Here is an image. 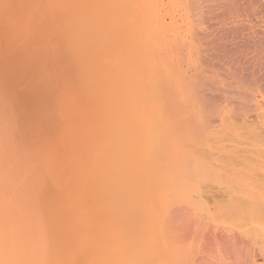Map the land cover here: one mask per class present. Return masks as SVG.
Returning a JSON list of instances; mask_svg holds the SVG:
<instances>
[{"label": "rangeland", "instance_id": "rangeland-1", "mask_svg": "<svg viewBox=\"0 0 264 264\" xmlns=\"http://www.w3.org/2000/svg\"><path fill=\"white\" fill-rule=\"evenodd\" d=\"M103 1L105 2V0ZM109 1L111 2V0ZM109 1L107 2L106 0L107 3H109ZM115 1L121 4V6L117 4V7L121 9L119 12H117L119 9L116 7L114 8L115 10L112 9V3H115L114 0H112V3H109V5L112 6L111 10L116 11L118 14L121 13V15H125L124 17L122 16L123 19H121L123 22L120 20L121 15L117 16L119 17V21L114 20L116 16L114 17L113 15L116 12L113 13L110 10L109 13L113 15H105L103 12H100L103 9V5L106 4V2H103L104 4H102V7H99L101 9L99 14L102 17H97L100 24L101 22L104 23L100 25L102 34L105 33L104 30L109 27V25L116 28L117 26H121L124 20H129L128 22H131L130 19L132 20L134 18L132 16L133 18L130 17L128 20L124 19L128 17V14L125 10H122L124 8H121L123 0H119L121 3H119L118 0ZM164 1L166 2V0ZM179 1L177 0L178 4L176 3V8L173 7L171 10L168 9V6L164 12L167 13V11L170 10L173 13L168 11L170 13L165 15L163 14L164 9L161 11V6H159L160 8L158 7L162 15H164L163 24H166L165 26L162 24L160 30L157 28L158 31L156 29L154 30V28H152L153 26L151 27L152 29L149 30L147 27H143V29L148 30L146 33L147 36L142 32L143 36H145L144 39L147 40L146 42H152L154 40L156 43L165 41L164 43H155V45L154 42H148L147 44L144 40L142 41V39H139V41L135 39L142 38L143 36L133 38L139 42L142 47L145 46L143 47L144 49H146L148 45H151L152 48L155 47L158 52L159 50L162 52L163 49L164 53L162 52L161 54H165V56L169 54V56L166 57V62L169 58V64L167 62L168 65L172 62L174 64L178 63L176 64L178 65L177 67L174 65L173 71L176 68L177 71L175 72L179 76L173 78L172 76H174L175 73L167 68L169 73H173H170L172 76L169 78L168 76L170 74L168 71L165 70L167 71L166 74L165 71H163L168 65L166 67L164 65V69H161V65L166 63L162 58L161 61L159 57L161 65L160 62H158V67L160 66L159 68L161 70L159 68L160 71L156 69L158 73L155 70V74L151 71L150 75L154 74L152 75L153 80L155 79L154 82L158 81L160 83L159 80L164 79L162 76L160 77V75L164 72L166 77L163 75L165 79L161 81V85L158 82H152L151 76L149 74L150 77L146 75L151 81L147 79L144 80V82L149 81V83H145H148V86L151 84V89L153 87H155V89H150L151 93L148 91L147 94V90L143 87L145 84L141 82V86L143 87V89L141 88L143 91H141L144 92L143 95H146V97L141 94L143 97L138 98L140 94L137 96L136 92L138 93L140 88L134 86L135 84H128L130 85L128 88L126 86L128 91H124V94L123 91L117 93V100L114 102H112V100L109 101V122L96 126L97 121L99 122L97 117L101 120V118H103L102 113L105 111H103L104 104H106L104 98H106L108 94L106 89L109 90V88L114 85L112 83L116 79L117 82L118 80H128L127 82H130L133 78L128 74L130 71L129 68L133 67V70H135L133 72H137L138 70L142 72L144 66L140 68L139 65L145 64L147 65L145 68L148 67L147 69H149L148 65H151L152 62L149 61V63L151 62L150 64L144 62L147 61L150 56H148L143 63L139 62L141 64H135L137 66L131 65V67H129L130 64H128L129 68H126L128 73L122 72L121 75L123 76H121L120 79L115 77V80H112L111 77H113V72L111 76L103 72L104 74L100 73L99 75L103 74L104 77L103 75L98 77V71L100 72L103 68L108 67L107 65L109 63H106V60L108 61L106 57L111 56L109 53H112L113 50L111 48L110 50L112 51H108L110 48L109 45H106V50L103 48L105 46H102V43H100L101 47L99 46V48L105 49L108 53H104L103 49H99L98 51H101L102 54H100L101 52L98 54L96 51L98 56L96 55V57L93 58L96 54L94 51L96 50L94 48L95 41L91 35L90 37L93 39L92 42H94L92 43L91 39H88L91 43L89 42L87 44L86 35H88L87 31L89 32L91 27L89 24V17H87L88 14L85 15L86 13H83L82 8H80V0H77V2H75V0H0V90H3L0 91V173H3V176H0V178L1 180H7V182L5 180L0 187V196L4 195L3 199L7 198H5V196H13L9 199L7 198L9 201L10 199L16 198L14 210L16 212L19 236L24 233H29L28 227L30 218L35 210L34 204L36 201H41L35 196V190L40 189L41 191L39 192H41L42 196L44 185L46 186V184L51 181L50 179V181L47 182L48 175L46 173L48 165L57 166L58 164L60 166L62 164L59 163L62 162L68 163L70 167L71 165H69V163H73V170L71 167L69 168L71 171L66 169L71 173L64 171L66 172L64 173L65 176L70 174L72 177L70 176V178L66 179L64 174L63 176L61 175V177L58 175L59 180H61L62 177L65 178V180H63L64 182L61 181V184H65L63 187L66 190L74 188V185L78 182L77 180H83L82 182L85 183L84 187L90 184V187L93 185L94 187H92L95 188V185H98L99 187L97 186L95 189V191L97 190L96 192L92 188V190H90V188H85V193L87 195L85 197L86 201L83 200L86 202H83V207H88V205L91 204V199L97 198V201L95 199L96 205L98 202V205L107 206V208L110 206L107 209V211H110L108 212L110 214L109 216L107 214L108 218L106 216V218H104V216L102 217L103 213L101 212L105 211H101L103 207L100 206L101 208H98L99 206H97L95 210L97 214L94 213V210L91 211V209L88 208L89 212L85 213L86 211H84L86 214L84 215L82 213L83 208L78 210L76 203L71 200L69 201L70 195H67V197H69L66 199L64 193L63 214L65 215L67 209L69 212V215H65L66 220H68L65 221V226H68L66 228L72 232L75 239L73 240L74 242L77 243L80 241L78 242L80 244L82 240L85 239V241L89 240L87 242L89 243L92 242L96 234L89 237L88 229L92 228L93 224H95L94 226L100 224L102 227V220L104 221L105 219L107 223L108 219L107 225L108 227L110 226L111 235H109L111 237L108 236L105 238L107 235L104 236V234L96 236L99 238V240L97 238V247L101 249L109 248L110 246L111 248L114 247V252L118 255L115 257H113V255V259L111 257L110 260L106 259V262L104 261L102 263L264 264V0H252L253 2L251 1L247 7L245 4L248 3V1L250 2V0H247L246 3L244 2L245 0H243V2L241 1L242 4L245 3L244 5L239 3L240 1L234 3H239V7L238 5L233 6L232 3L231 6L235 7L231 10L232 12H230L229 8L226 9V7H228L227 5L224 6L227 11L224 10L223 7L222 9L220 7V10H217H224L227 14H225L224 11H222V13L225 15L218 12V15L220 13L219 17L213 13V15L210 13V17L209 13L202 14L203 9L199 12L201 6H198L202 4H199L197 7L195 5H197L196 3H201L202 0L201 2L200 0H198L199 2L195 1L196 3L193 0L189 1L190 3L193 2V5L195 4V7L193 6L194 10L195 8H197V10L199 9L198 11L196 10L197 12L193 11L196 12V15L201 14L207 16L205 17L206 19L204 18V21L209 20L208 17L210 18L209 22L214 19V22L212 21L214 24L210 22L212 25L208 24L206 21L207 24L204 23L202 21L203 16L201 15L198 16H200V18L202 17V19H199L197 16L198 20L196 15L192 12L193 9L187 8L186 10L184 7L186 2L183 3V0ZM208 3L211 2L208 1ZM82 5L83 4H81V6ZM190 5L187 3L186 7ZM231 6L229 7L232 8ZM79 8L80 10H78ZM184 8L185 12L191 11L194 15H190L192 13L189 14L188 12V14H184ZM109 9L110 8L107 9V12ZM72 10L75 12H72ZM234 10L235 12L233 13ZM237 10L238 12L236 13ZM228 12L230 13L229 15ZM172 15L173 17H171ZM187 15L190 16L188 17ZM138 16L137 14L134 19ZM191 16H194L193 18L195 19L192 22L190 21L192 18ZM211 16L214 18L212 19ZM107 18L108 22L105 23L104 20L107 21ZM138 18L135 22H133V19L131 24H136ZM184 18H187L186 20L189 21V25L185 24L187 21ZM200 20V25H197L196 22H200ZM169 21L170 23H168ZM85 22H87V24H84ZM193 22L194 24H192ZM241 22L243 23L242 25ZM126 23L123 25H126ZM128 24L130 23H127V25ZM170 24L176 26V28L172 30V25ZM190 25H192V28ZM186 26H188V28ZM85 27L89 30L85 31ZM125 27L126 26H123V28ZM102 28H104L103 31ZM117 28L119 29V27ZM189 28L190 30L193 29V31H190ZM150 30L153 32H151L152 35L150 34ZM160 31L163 34H160ZM200 31L202 32L200 33ZM101 32L99 33V37ZM148 33L151 37H148ZM106 34L107 33H105V36ZM157 34L160 36L157 37ZM173 34L174 36H172ZM177 34L178 36H176ZM105 36L102 40L100 38L101 42L107 37ZM116 36V39H119V35ZM152 36L156 39L154 37L152 38ZM159 37L160 39H158ZM108 38L110 37H107V39ZM118 41H121V39ZM132 41L130 39V42H128L132 43ZM136 41L133 42L137 43ZM114 42H116V40ZM119 43L118 46H121ZM89 44H93L94 46L91 47ZM153 44L155 46H152ZM75 45L77 46L76 48ZM116 45L117 42L114 48L117 47ZM87 46L91 47V49L89 48L91 51ZM151 47H149L150 50ZM92 48H94V50H92ZM155 48L153 51H155ZM116 49L114 50L117 54ZM149 49L147 48V50ZM82 51H85L84 54ZM87 51L88 53H86ZM153 51L151 50L150 55L152 54L154 56L156 55L154 54L156 51ZM90 52L93 56L89 59L88 57L91 55ZM170 52L173 53L174 57H171L172 53ZM175 53L179 56L175 55ZM180 54L182 55L180 56ZM78 55L81 56L79 57ZM84 55L87 56L86 60L89 63L87 61H84L85 63L83 62V60H85ZM82 56L83 60H81ZM112 56L114 57V55ZM158 56L160 55L158 54ZM165 56L163 55L164 59ZM98 57L101 58V61ZM178 57H180L179 60ZM78 58H80V60H78ZM150 58L149 60H151ZM155 58H152V60L154 59L153 62L156 61ZM170 58H172V60ZM93 59L95 61L98 60V62H96L97 66L100 65H98V63H106L103 64L106 66H95V61ZM89 60H91V63ZM111 60L115 61V59L113 60L112 58ZM170 60L172 62H170ZM77 61H81L82 64H78ZM115 63L110 65L116 66ZM154 63V67H156L158 63ZM88 64H92L91 66L93 69L98 68L96 70L97 73L94 72L95 70H92ZM124 64L125 63H123V65ZM153 64L150 68L153 67ZM170 66L172 68V65ZM135 67L138 69L136 68V70ZM115 68L116 67H114V69ZM177 68H179L180 71ZM88 69H90V71ZM116 69L115 71H118ZM140 69H142V71ZM83 70L84 73L82 74ZM145 70L146 69H144V71ZM197 70L199 75H197ZM119 71L121 72V70ZM144 71L143 73H148L150 70ZM78 72L80 76H78ZM179 73L182 75L180 76ZM202 73L203 75H201ZM95 74L97 75L94 76ZM155 75L157 77L159 76V79L157 77L155 78ZM195 77L198 78L195 79ZM108 80L111 82L109 81L108 83ZM199 80L201 83H197ZM133 81L134 79L132 82ZM192 81L196 84V87L192 85L194 91H192V88L187 89V85L191 87L189 84H193ZM170 83L172 85H170L172 88L171 90L169 89ZM163 86L165 87L163 88ZM134 87L139 90L136 91L137 89ZM130 88L131 91H129ZM157 89H160L161 93ZM167 89L169 92L172 91V94L175 93L176 98L174 94L171 95L168 91L167 93ZM154 91L157 95H153ZM167 96H174V98L171 100L172 98ZM179 97L180 99L178 100ZM144 98L146 99L144 100ZM153 98L156 99L153 100ZM166 98H170L167 99L168 102H166ZM125 99L126 101L131 100V102L135 100L139 101L140 99L144 100L141 110L140 107L138 109V112L143 111L142 115L144 114V117L140 113L141 116H139L137 110L136 114L139 119L143 117V120H146L145 122H147V124H140V121L143 122V120H138V124L137 122L134 124H130V122L129 124L115 123L118 116L117 114L121 111L122 107L117 108L118 106H116L115 108L114 103L117 101L122 103ZM175 99L179 102H176ZM164 100L165 103L162 105ZM182 100H184V102H182ZM247 101H249V103ZM101 102L103 106H100ZM177 103H180L181 106ZM250 103L251 105L249 108L247 105ZM123 104L124 103H122V105ZM174 104L178 105V109L177 106L176 108L174 107ZM183 106L185 111L188 109L187 112H182L181 109H183ZM152 109H154L152 111L154 113L150 111ZM144 110L146 111V115ZM177 110L188 117H184V115L181 112H177ZM150 112L151 114H149ZM173 112H177V116L176 114L174 115ZM147 113L151 117H149ZM161 114L162 116L160 117ZM153 115L158 117L153 119ZM133 117L131 119L132 122L134 119H138L137 117L133 119ZM177 117L181 118L178 119ZM182 117L184 120L188 118V121H184ZM85 120L91 123L89 124L87 121L85 123ZM181 120H183L182 122H184V124L181 123ZM95 128H97V135L99 134V139L97 137L99 140L97 141V145L99 147L97 148L96 146L97 149L93 152L95 147L91 146L93 148L90 149L89 146L91 144H89V142L92 140L91 138L94 139V134H92L94 132L90 131ZM89 132L91 134H89ZM107 133L110 135L106 138L105 134ZM93 141L94 140L91 142ZM85 144H89V146ZM83 145L86 147L88 146L91 151L83 147L85 149L84 152L82 148ZM80 147V151H83L82 153L84 155L87 153L90 155L91 152H93L94 154L92 153V157L94 160L93 158L91 159V157L88 160V155L82 156L79 151ZM68 148H71V150L74 149L73 153L77 154L78 152L77 155L80 154L81 156L77 157V155L75 156L73 154L68 156L69 154L67 153H72ZM86 150H89V152ZM111 152V156L103 155ZM99 153L102 154L104 157L103 159L110 158L109 160L112 161L111 163L115 164H112V166L110 163L111 167L108 166L109 164H104L106 170L103 167V163H101L102 156ZM113 155H116V158ZM68 157L71 162H69ZM111 157L114 158L112 159ZM86 158L90 163L89 166L94 167V173L90 168L88 170L87 167V171L82 168L81 171L80 168H78L82 167L83 163L86 162L83 166V168H85L88 163V161H85ZM76 159H78V161H76ZM95 161L97 164H102V166H100L102 170L99 171V167H97ZM92 164L96 165V167ZM65 167L67 166L65 165ZM56 168L61 169V167ZM74 170H78L74 173L79 172L81 176L84 175L83 171L85 174L87 173V176L84 175L85 180L82 179L83 177L75 179L76 175H72V171ZM90 171L92 175H89V177L88 174H91L89 173ZM97 172L101 177L98 176ZM55 173L57 174L56 171ZM59 173L60 172H58V174ZM94 174L97 175L95 177H98L97 179L99 181H96V179L92 177ZM106 174L108 178L110 177L109 182L112 183L115 181V188L109 186L110 183L107 181L108 178ZM4 175L6 178H4ZM56 176L55 179L57 180ZM103 176H106L107 179ZM2 177L4 179H2ZM91 177L95 181L91 179ZM106 181L109 183V191H107L108 186ZM94 182L97 183L94 185ZM83 183H79V187H77L78 190L80 187H83L81 186ZM116 183L117 185L115 186ZM71 185H73V187ZM68 186L71 187L69 188ZM111 186H113V184H111ZM148 186L152 189L156 186L158 188L162 187V189L160 188L162 195L161 192H159L160 190H156L157 193L155 192V194L153 192H151L153 193L152 195L148 194L146 190H149L150 187ZM167 188L169 189L167 190ZM75 190L76 189L72 191ZM88 190L91 191L90 193L94 192L91 194V198L90 193L88 194ZM144 190L147 192H144ZM82 192H80V194ZM109 192L110 195H108ZM95 193L99 195L95 196ZM81 195H83V193ZM93 195L95 196L94 198ZM143 195H148V198ZM160 195L163 196L162 199H160ZM155 196L159 197L160 201L158 202L160 205L158 203H153L154 205H159V207H155L156 205L151 206V204H153L151 202L148 205L149 201L156 198ZM71 199L73 200L74 198ZM143 201L146 202V204ZM65 204H68L67 208ZM140 204L143 211H141L142 208ZM69 206L72 207L69 208ZM145 207L147 209L149 207V209L147 210ZM11 208L12 207H10V209ZM95 208L93 204V209ZM144 210L146 211L144 212ZM107 211L105 213H107ZM169 212L172 213L170 214ZM105 213L103 215H106ZM111 214H113V216H111ZM177 214H179V216ZM12 221L15 224L14 217ZM106 223L104 224L105 226H107ZM220 235L224 238L222 239ZM11 264H13V260H11Z\"/></svg>", "mask_w": 264, "mask_h": 264}, {"label": "bare ground", "instance_id": "bare-ground-1", "mask_svg": "<svg viewBox=\"0 0 264 264\" xmlns=\"http://www.w3.org/2000/svg\"><path fill=\"white\" fill-rule=\"evenodd\" d=\"M65 1H68V0H65ZM74 1V0H73ZM101 1H103V0H80V8H82V12L83 13H86L85 15H87V17H89V24H90V30L89 29H87L86 27H87V25H86V30L85 31H87V30H89V32L87 31V34L89 35H86V39H87V41H88V39H91V35H92V38L94 39V41H95V49L96 50H94V48H92V50H94L95 52L97 51L98 52V54L101 52V51H98L100 48H99V46H100V43H102V46H105V47H103V48H105L106 50H107V48H106V45H109L110 46V48L108 49V51L112 48V50L114 51V54H113V51L112 50H110V51H112V53L110 52L109 53V55L111 54V56L112 55H114V57L112 56H107L106 58L108 59V61H110V62H108L105 58V60H106V63H109L107 66L109 67V65L110 64H114L115 62H117V63H115L116 64V66H114V65H110V69L107 67V68H103V70L102 71H98V73L96 72V70L98 69V68H94L93 69V67L90 65V64H88V66L90 65V68L92 69V70H95L94 72H96L97 74H98V77L100 76H102L104 73L103 72H105V74H107V75H109V76H111V74H112V72H113V77H111L112 78V80H115V77L117 78H119L120 79V77L121 76H123V75H121L122 74V72H126V73H128L127 71V67H128V64H130L129 65V67H131V65L132 66H137V65H135V64H141V63H139V62H144L145 60H146V58H148V56H150L149 58L151 59V60H149V58H148V60L147 61H145L144 63H146L147 64V62L149 63V61H151L150 63H151V65H148L149 66V69H147L148 67H146L145 68V66H147V65H139L140 66V68H142V66H144V68H143V71H144V69H146V70H150L148 73L146 72V70L144 71V72H146V73H143V71H142V69H140L142 72H139V70L137 71V72H133V71H135V70H133V67L132 68H129V76L130 77H132L133 79H134V81L132 82V80H130V82H127L128 80H121V81H119L118 80V82L116 81H114L112 84H114L111 88H109V90H107L106 89V91H108L107 93V97L106 98H104L105 99V102H106V104H104V107H103V113H102V115H103V118H101V120H100V118L99 117H97V119L99 120V122L97 121V124H96V126H99V124L101 125H103L105 122H109V117H108V113H109V111H110V106H109V101H111L112 100V102H114V101H116L117 100V98H118V94L117 93H120V92H122L123 91V94L125 93L124 91H128L127 90V88H128V86H130V85H134V86H137V88H140V91L139 92H142L143 90V87H144V89H146V90H144V91H146L147 92V94H148V91L151 93V90L154 88L155 89V87H153V84L156 82H154V80H153V77H152V75H154L155 73H154V71L156 70V69H158L159 67H158V65H159V63L158 62H160V60H161V58H162V60H164L165 61V63L166 64H163V65H161V62H160V65L162 66L161 67V69L163 68L164 69V65H165V67L169 64V62H168V59H167V62H168V64H167V62H166V57H168L169 56V54L167 55V56H165V54H161L164 50L162 49V52L159 50V52L158 51H156V48H155V51H156V53H154V54H156V55H150V53H151V50L153 51L154 50V48H152L151 47V45L149 46L148 45V47H146V49H144L143 47H145V46H141V44L139 43V42H137V41H139V39L141 40L142 39V41L144 40L145 42L147 41V40H145L144 39V37L145 36H143V34H142V32L143 33H145L144 35H146V33L148 32V30L149 29H152V28H154V30L157 28L158 30H160V28L162 27V24L164 23V15H162V9H164L163 10V14H169L170 12H172V11H170V10H168V11H170V12H168L167 11V13H164L165 11H166V9L168 8V6H169V8L168 9H173V7L174 8H176L177 7V5H176V3H177V0H166V2L164 1V0H161V1H159V0H123V3H122V7L121 8H124V9H122V10H125V12H127V14H128V17L126 18H124V19H130V17L131 18H135V16L138 14L139 16V18H138V21H136V24L134 23H132L131 24V22H132V20L134 19H130V21L131 22H128V21H126V20H124V23H130L131 24V26H130V24H128L127 25V23H126V25H123V26H126L125 28H123V26L121 25V26H117V27H119V29L116 27H112V26H110L109 25V27H107V28H105V30H104V28H102V31L104 30L105 31V33H107L106 34V36L107 35H109L110 33V35L109 36H107V37H110V38H108L107 39V37L105 36V33L104 34H102V32H101V29H100V25L101 24H104L103 22H101V24L99 23V20H98V18L97 17H102L99 13L100 12H103V14H105V15H113L112 13H109L110 12V10H111V7H112V9H114L115 7L116 8H118L117 7V4L118 3H116V1L114 0V2L115 3H112V0H111V2L109 1V0H107V2L109 1V3H112L113 5L112 6H110L109 5V3H107L106 2V0H105V2H106V4H104L103 2H101ZM121 1V0H120ZM119 0H118V2L119 3H121ZM179 1V0H178ZM181 1V0H180ZM179 1V2H180ZM189 1H192V0H183V3L184 2H186L185 3V5H184V7L186 8V10H187V8H190L191 10L196 6H198L199 4H202V5H199L198 7H200L201 6V8H199L198 10H199V12L202 10V14L204 13H209V17H210V13H211V15H217V17H219L220 16V13H219V15L217 14L218 12H221L222 13V11H224V10H226V9H228L229 8V10H230V12H232L231 10H233L235 7H233V6H237L239 3H241V1L243 2V0H202V2H201V0H200V2L201 3H196L198 0H193L197 5H193L192 3H190ZM208 1H210L211 3H208ZM215 1V2H214ZM238 1H240L238 4H234V3H237ZM251 1L252 0H250V2L248 1V3H246L247 2V0H245L244 2L246 3H241L242 5H246V7H247V5L249 4V3H251ZM75 2H77V0H75ZM74 2V3H75ZM79 2V1H78ZM199 2V1H198ZM214 2V3H213ZM253 2V1H252ZM264 2V1H263ZM99 3H100V5H99ZM159 3H160V5H159ZM187 3H189V5L192 7H186V4ZM232 3H233V6H231L232 5ZM78 4V3H77ZM81 4H83L82 6H81ZM102 4H104L105 5V7H104V5H103V7H102ZM116 4V5H115ZM178 4V3H177ZM181 4V3H180ZM180 4H179V6H180ZM258 4V3H257ZM261 4V3H260ZM263 4V3H262ZM73 5V4H72ZM121 6V4H118V6ZM228 6V7H226V9L224 8V6ZM259 5V4H258ZM71 6V5H70ZM102 7L103 9L101 10L99 7ZM159 6H161V11L158 9V7ZM176 6V7H175ZM181 6L183 7V5L181 4ZM180 6V7H181ZM194 6V7H193ZM229 6H231L232 8H230ZM252 6V5H251ZM263 6V5H262ZM72 7V6H71ZM163 7V8H162ZM167 7V8H166ZM221 7V9H222V7H223V9L224 10H221V11H218V10H220L219 8ZM238 7H239V5H238ZM237 7V8H238ZM80 8L78 9V10H80ZM104 8H106V9H104ZM108 8H110L109 9V11L107 12V9ZM160 8V7H159ZM185 8H184V12H185ZM244 8V7H243ZM254 8V7H253ZM263 8V7H262ZM76 9V8H75ZM119 10H117V12H119L121 9L120 8H118ZM177 9H180V8H177ZM218 9V10H217ZM248 9V8H247ZM256 9V8H255ZM101 10V11H100ZM105 11V13H104V11ZM115 10V9H114ZM114 10H111L113 13H115L116 11H114ZM176 10V9H175ZM181 10V9H180ZM189 10V9H188ZM197 10V8H195V10L193 9L192 10V12L193 11H196ZM197 10V11H198ZM216 10H217V12H216ZM236 10V9H235ZM235 10L233 11V13L235 12ZM239 10V9H238ZM238 10L236 11V13L238 12ZM249 10H250V8H249ZM100 11V12H99ZM174 11V10H173ZM196 11V12H197ZM227 11V10H226ZM241 11V10H240ZM251 11V10H250ZM249 11V12H250ZM262 11V10H261ZM72 12H75V11H73L72 10ZM115 13L113 16L115 17H117L118 15L120 16L121 15V13ZM122 12V11H121ZM175 12V11H174ZM183 12V11H182ZM192 13L191 11H186L184 14H186V13ZM196 12H193L195 15H196ZM198 12V13H199ZM225 12V11H224ZM242 12H243V10H242ZM264 12V11H263ZM77 13V12H76ZM78 13H79V11H78ZM81 13V12H80ZM123 13H124V11H123ZM173 13V12H172ZM176 13V12H175ZM187 13V14H188ZM190 14V15H194V14ZM213 13V14H212ZM216 13V14H215ZM102 14V15H103ZM183 14V13H182ZM223 14V13H222ZM225 14H227L226 12H225ZM225 14H223V15H225ZM230 13L228 12V15H229ZM232 14V13H231ZM85 15H84V17H85ZM129 15H131V16H129ZM142 15V16H141ZM144 15H145V17H144ZM179 15V14H178ZM189 15V16H190ZM198 15H201V14H198ZM198 15H196V17L198 16ZM237 15V14H236ZM112 16V17H113ZM125 16V15H121V18H120V20L121 19H123V17ZM133 16V17H132ZM141 16V17H140ZM188 16V15H187ZM188 16V17H189ZM201 16H203V22L204 23H208V24H210V22H214V17L213 16H211L212 17V21H210L209 22V20H210V18L208 17V19L209 20H205L204 21V18L205 17H207V16H205V15H201ZM231 16V15H230ZM81 17V16H80ZM103 17H104V15H103ZM115 17V21L117 20V21H119V17H117L116 18ZM171 17H173V15L171 16ZM187 17V18H188ZM192 18H191V22L192 21H194L195 19L193 18L194 16H191ZM199 17V19H202V17L200 18V16H198ZM198 17H197V19H198ZM216 17V16H215ZM233 17V16H232ZM82 18V17H81ZM136 18V19H137ZM177 18V17H176ZM175 18V19H176ZM186 18V19H187ZM239 18V17H238ZM136 19H134V21L133 22H135V20ZM171 19H173V18H171ZM170 19V20H171ZM180 19H181V17H180ZM185 19V18H184ZM185 19V20H186ZM193 19V20H192ZM198 19V20H199ZM206 19V18H205ZM82 20V19H81ZM85 20H86V18H85ZM188 20H189V18H188ZM216 20V19H215ZM218 20V19H217ZM240 20V19H239ZM262 20V19H261ZM88 21V20H87ZM122 21V20H121ZM177 21V20H176ZM187 21V20H186ZM236 21V20H235ZM241 21V20H240ZM263 21V20H262ZM82 22V21H81ZM104 22L106 23V22H108V18H107V21L106 20H104ZM123 22V21H122ZM172 22H173V20H172ZM171 22V23H172ZM178 22V21H177ZM180 22H181V20H180ZM179 22V23H180ZM187 22H188V24H187ZM185 24L186 25H189V21H187ZM202 22V23H203ZM212 22V23H213ZM216 22V21H215ZM237 22V21H236ZM243 22V21H242ZM241 22V25L243 24ZM83 23V22H82ZM112 23V22H111ZM119 23V22H118ZM167 23V22H166ZM168 23H170V21L168 22ZM167 23V24H168ZM175 23V22H174ZM199 23V24H198ZM200 23H201V20H200V22H196V24L197 25H200ZM204 23H203V25H204ZM206 23V24H207ZM212 23L210 24V25H212ZM238 23H239V21H238ZM81 24V23H80ZM84 24H87V22H85ZM184 24V25H185ZM192 24H194V22L192 23ZM214 24V23H213ZM261 24V23H260ZM164 25V24H163ZM166 25V24H165ZM164 25V26H165ZM170 25H172V24H170ZM235 25V24H234ZM89 26V25H88ZM128 26V27H127ZM149 26V27H148ZM153 26V27H152ZM168 26V25H167ZM192 25H190V27H191ZM237 26V25H236ZM143 27L145 28V27H147V29L148 30H146V29H143ZM152 27V28H151ZM177 27H179V26H177ZM187 28H188V26H186ZM201 27H202V25H201ZM205 27V26H204ZM264 27V26H263ZM84 28V29H85ZM89 28V27H88ZM167 28V27H166ZM171 28H172V30H173V28H176V26H171ZM171 28H170V30H171ZM192 28V27H191ZM206 28V27H205ZM107 29V30H106ZM118 29V30H117ZM156 29V30H157ZM144 30V31H143ZM157 30V31H158ZM175 30V29H174ZM189 30H190V28H189ZM203 30H206V29H203ZM202 30V31H203ZM83 31V30H82ZM168 31H169V29H168ZM190 31H193V29L192 30H190ZM199 31V30H198ZM202 31H200V33L202 32ZM101 32V34H102V37H101V34H100V37H99V33ZM151 32H152V30H150V34H151ZM170 32V31H169ZM204 32V31H203ZM83 33H84V31H83ZM90 33H92V34H90ZM153 33V32H152ZM156 33V32H155ZM160 34H163V33H161V31L159 32ZM164 33H165V31H164ZM171 33V32H170ZM178 33V32H177ZM166 34V33H165ZM167 34H169V33H167ZM175 34V33H174ZM174 34L172 35V36H174ZM179 34V33H178ZM178 34L176 35V36H178ZM193 34V33H192ZM106 37L105 38V40H103L102 42L100 41V38H101V40L104 38V36ZM116 35H119V39H121V41H118L119 39H116ZM152 35V34H151ZM81 36V35H80ZM85 36V35H84ZM137 36H139V37H142V38H135V37H137ZM147 36V35H146ZM155 36V35H154ZM154 36H152V38L154 37ZM158 36H160V35H158L157 34V37ZM162 36V35H161ZM171 36V37H172ZM90 37V38H89ZM112 37V38H111ZM148 37H151V36H149V33H148ZM164 37H165V35H164ZM133 38H135V39H137V41L135 40V39H133ZM151 38V39H152ZM155 38V37H154ZM178 38V37H177ZM86 39H85V41H86ZM93 39H91V42H92V40ZM130 42V39H131V41L133 40V41H136L137 43H135V42H133L132 41V43H129L127 40ZM148 39V38H147ZM156 39V38H155ZM158 39H160V37L158 38ZM166 39H167V37H166ZM108 40V41H107ZM116 40V42H117V49L116 48H114L115 46V43L116 42H114ZM128 42V44H127V42ZM150 40V39H149ZM165 40V39H164ZM174 40V39H173ZM82 41V40H81ZM80 41V42H81ZM86 41V42H87ZM93 41V42H94ZM105 41H107V42H105ZM125 43H124V42ZM160 41V40H159ZM90 42V40L87 42V44ZM90 42V43H91ZM92 42V43H93ZM121 44H120V43ZM148 42H150V41H148ZM148 42H146L147 44H148ZM152 42H154V40L152 41ZM152 42H150V43H152ZM163 41H160L159 43H162ZM165 42V41H164ZM163 42V43H164ZM104 43V44H103ZM109 43V44H108ZM118 43H119V45H121V46H118ZM144 43V42H143ZM156 42H154V44H155ZM159 43H156V44H159ZM113 44V45H112ZM126 44V45H125ZM147 44H145V45H147ZM152 45V46H155V45ZM78 45V44H77ZM81 45V44H80ZM85 45H86V43H85ZM89 45H91V47L92 46H94L93 44H89ZM125 45V46H124ZM108 46V47H109ZM77 46L75 45V48H76ZM85 47V46H84ZM91 47L90 46H87V48L89 49H91ZM101 47V46H100ZM149 47H151V50L149 49ZM83 48V47H82ZM103 48H101L100 50H102ZM116 49V51H117V54H116V52H115V50L114 49ZM147 48L149 49V50H147ZM159 48H160V46H159ZM83 49H85V48H83ZM89 49V50H90ZM105 49H103L104 50V53L105 52H107ZM161 49V48H160ZM158 50V49H157ZM78 51V50H77ZM91 51V50H90ZM150 51V52H149ZM155 51H153V52H155ZM172 51V50H171ZM83 52V54H84V52L85 51H82ZM97 52H96V54L93 56L92 54H91V52H90V56L88 57L89 59H90V57L91 56H93V58L94 57H96V55H97ZM180 52H181V50H180ZM86 53H88V51L86 52ZM108 53V52H107ZM160 55V56H158V54ZM164 53V52H163ZM170 53H172V52H170ZM182 53V52H181ZM78 54V53H77ZM80 54V53H79ZM100 54H102V52L100 53ZM82 55V54H81ZM80 55V56H81ZM106 55H108V54H106ZM162 55V56H161ZM163 55L165 56V59H164V57H163ZM175 55H178L177 53H175ZM182 54H180V56H181ZM79 56V55H78ZM79 56V57H80ZM85 56V55H84ZM98 56V55H97ZM156 56H158V57H156ZM171 56V55H170ZM179 56V55H178ZM77 57V56H76ZM86 57L87 56H85L84 58H85V60H83V56H82V59L81 60H83V62L84 61H87L86 60ZM117 57V58H116ZM119 57V58H118ZM156 57V58H155ZM159 57H160V60H159ZM171 57H174V55H173V53H172V56ZM99 58V60L101 59L100 57H98ZM111 58L114 60L115 59V61H112L111 60ZM152 58H155L156 59V61H154V62H156V63H158L157 64V66L156 67H154V65H155V63L153 62V60H152ZM176 58V57H175ZM179 58L180 57H178V60H179ZM97 59V58H96ZM116 59H117V61H116ZM159 61H158V60ZM171 60H172V58H170ZM78 60H80V58H78ZM94 60V59H93ZM103 60V59H102ZM104 60V61H105ZM119 60V61H118ZM161 60V61H162ZM170 60V62H172ZM90 61V63H91V60H89ZM95 61V60H94ZM94 61H93V63H94ZM101 61V60H100ZM103 61V62H104ZM78 62V61H77ZM88 62V61H87ZM96 62H98V60H96L95 61V63H94V65L95 66H97V64H96ZM114 62V63H113ZM129 62V63H128ZM133 62H135V63H133ZM177 62H179V61H177ZM81 63V61H79L78 62V64H80ZM85 63V62H84ZM83 63V64H84ZM89 63V62H88ZM106 63H98V65L99 66H97V67H100V66H106V65H103V64H106ZM122 63V64H121ZM123 63H125L124 65H125V67H124V65H123ZM132 63V64H131ZM149 63V64H150ZM154 63V64H153ZM164 63V62H163ZM82 64V63H81ZM117 64H118V67H117ZM152 64H153V67L152 68H150L151 66H152ZM176 64H178V63H171L170 65H172V68H171V66L170 65H168L163 71H165V70H167V68L168 69H170L171 71H173V67H174V65H175V67H177L178 65H176ZM86 65H87V63H86ZM86 65H84V66H86ZM121 65V66H120ZM87 66V67H88ZM94 66V67H95ZM138 66V67H139ZM170 66V67H169ZM79 67H81V66H79ZM113 67V68H112ZM114 67H116V68H118V69H116V70H121V72L119 73L118 71H115V69H114ZM122 67V68H121ZM86 68V67H85ZM120 68V69H119ZM137 67H135V69H136ZM83 69V68H82ZM81 69V70H82ZM101 69V68H100ZM106 69H108V70H106ZM114 69V70H113ZM124 69H125V71H124ZM138 69V68H137ZM136 69V70H137ZM154 69V70H153ZM160 69V68H159ZM158 69V70H159ZM160 69V70H161ZM177 69H179V68H177ZM87 70V69H86ZM89 71H90V69H88ZM111 71V73H110V71ZM159 70V71H160ZM199 70V69H198ZM198 70H197V72H198ZM151 71H153V73L154 74H152V75H150L151 74ZM168 71V73H169V70H167ZM167 71H165V74H166V72ZM175 71H177L176 70V68L174 69V71H173V73H175V75L174 76H172L171 74H173V73H169L170 75L168 76L169 78H170V76H172L173 78L174 77H177V76H179V75H177L176 74V72ZM179 71H180V69H179ZM86 72V71H85ZM92 72V71H91ZM106 72H108V73H106ZM115 72H117V73H115ZM156 72L158 73V71L156 70ZM196 72V73H197ZM84 73V70H83V72H82V74ZM100 73H103V74H101V75H99ZM119 73V74H118ZM125 73V74H126ZM163 73V74H162ZM161 74L162 75H160V77L162 76L164 79H165V75H164V72H162ZM167 73V74H168ZM195 73V74H196ZM78 74H79V72H78ZM93 74V73H92ZM97 74H95L94 76H96ZM151 76H149V75ZM180 74V73H179ZM117 75V76H116ZM149 76L150 78H152L151 80H152V82H154L153 84H152V89H151V84H149V86H148V83H149V81H145V82H148L147 84L144 82V80H147V79H149V77L147 78V76ZM165 77H164V76ZM182 74H180V76H181ZM197 75H199V72H198V74ZM201 75H203V73L201 74ZM204 75H206V74H204ZM78 76H80V74L78 75ZM82 76H84V75H82ZM88 76H89V72H88ZM108 76V77H109ZM125 76V75H124ZM193 76V75H192ZM196 76V75H195ZM76 77H77V74H76ZM91 77V76H90ZM97 77V78H98ZM103 77H104V75H103ZM127 77V76H126ZM155 78L157 77L156 75L154 76ZM159 77V76H158ZM157 77V78H158ZM82 78V77H81ZM189 78V77H188ZM196 78H198V77H195V79ZM202 78V77H201ZM205 78V77H204ZM203 78V79H204ZM79 79V78H78ZM84 79V78H83ZM122 79V78H121ZM125 79V78H124ZM128 79V78H127ZM159 79V78H158ZM162 79V78H161ZM164 79H162L163 81H164ZM193 79H194V77H193ZM100 80V79H99ZM98 80V81H99ZM150 80V79H149ZM150 80V81H151ZM162 80H159L160 81V83H161V81ZM171 80V79H170ZM173 80V79H172ZM198 80V79H197ZM84 81V80H83ZM82 81V82H83ZM97 81V82H98ZM109 81L110 80H108V83H109ZM189 81V80H188ZM190 81H191V78H190ZM194 81V80H193ZM193 81H192V83H193ZM85 82V81H84ZM111 82V81H110ZM143 84H145V85H143V87L141 86V84L142 83ZM158 82V81H157ZM156 82V83H157ZM195 82V81H194ZM201 83L200 82V80L199 81H197V83ZM100 83V82H99ZM159 83V82H158ZM159 83V84H160ZM86 84V83H85ZM98 84V83H97ZM102 84V83H101ZM107 84V83H106ZM128 84H130V85H128ZM158 84V85H159ZM176 84V83H175ZM157 85V84H156ZM161 85V84H160ZM162 85H164V84H162ZM170 85H171V83L169 84V87H170ZM189 85H191V87H188V85H187V89L188 88H192V85L194 86L195 85V87H196V84L195 83H193V84H189ZM126 86H127V88H126ZM172 86V85H171ZM108 87V86H107ZM147 87V88H146ZM150 87V88H149ZM158 87V86H157ZM165 86H163V88H164ZM132 88V87H131ZM131 88H130V90L129 91H131ZM135 89H137L136 87H134ZM142 88V89H141ZM148 88H149V90H148ZM151 89V90H150ZM162 89V88H161ZM170 90L172 89L171 87L169 88ZM184 89H186V88H184ZM186 89V90H187ZM193 90L192 91H194V88H192ZM197 89V88H196ZM6 90V89H5ZM139 89H137L136 91H138ZM142 90V91H141ZM157 90H159V92L161 93V90L160 89H157ZM162 90H165V89H162ZM0 91H3V90H0ZM119 91V92H118ZM135 91V90H134ZM169 92V90L167 89L166 90V92ZM8 92H9V90H8ZM137 93L136 92V94H137V96H138V94H140V96H138V98H142L144 95H143V93L144 92H142V93ZM165 92V91H164ZM165 92V93H166ZM167 92V93H168ZM172 92V91H171ZM171 92H169V93H171ZM189 92H191V91H189ZM167 93H166V95H167ZM141 94L143 95V96H141ZM155 94V91L153 92V95ZM174 94V96H175V98H176V94L175 93H173ZM172 93H171V95H173ZM150 95V94H149ZM148 95V96H149ZM153 95H151V96H153ZM155 95H157V93L155 94ZM134 96V95H133ZM174 96L173 97H171V96H167V97H171L172 99L171 100H173V98H174ZM144 97H146V95L144 96ZM137 98V99H138ZM162 98V97H161ZM250 98V97H249ZM146 98H144V100H145ZM147 99H149V98H147ZM156 99V98H155ZM154 98H153V100H155ZM167 99H170V98H166V102H168V100ZM180 99V97L178 98V100ZM135 100V99H134ZM144 100L143 99H140L139 101H137V100H135L134 102L132 101L131 102V100H127L126 101V99H125V101L124 102H122V103H124L123 105H122V103H120L119 101H117V102H115L114 103V105H115V108H116V106H118L117 108H121L122 107V109H121V111L117 114L118 116H117V118H116V121H115V123L116 124H129V122H130V124H134L135 122H137V124H138V120H143L144 118V114L142 115V112L143 111H140V112H138V109H139V107H140V110H141V107H142V105H143V102H144ZM163 100V99H162ZM177 99H175V101L177 102L178 101ZM245 101H246V99H245ZM104 102V103H105ZM111 102V103H112ZM151 102H153V101H151ZM172 102V101H171ZM179 102V101H178ZM182 102H184V100H182ZM182 102H181V104H182ZM248 103H249V101H247ZM164 103H165V100L163 101V104L162 105H164ZM185 103H186V101H185ZM246 103V102H245ZM103 103L101 102V104H100V106L102 105ZM145 104V103H144ZM148 104V103H147ZM151 104V103H150ZM169 104H170V102H169ZM178 104V103H177ZM177 104H174V105H172V106H174L175 108H176V106H177V109H178V105H180L181 106V104L179 103L178 105ZM106 105V106H105ZM120 105V106H119ZM122 105V106H121ZM166 105H168V104H166ZM184 105V104H183ZM245 105V104H244ZM251 105V103L249 104V105H247V107H249ZM103 106V105H102ZM148 106V105H147ZM185 106V105H184ZM184 106L182 107L183 109H181L182 110V112H187V110L188 109H186V111H185V108H186V106H185V108H184ZM145 108H147L146 106H144ZM153 107V106H152ZM168 107V106H167ZM170 107V106H169ZM104 108H106V109H104ZM145 108H142V109H145ZM162 108V107H161ZM250 108V107H249ZM136 110H137V114H141L143 117H140V119L138 118V116H137V114H136ZM146 110V109H145ZM144 110V112H145V115H146V111ZM154 109H152V110H150L151 112L153 111ZM184 110V111H183ZM149 111V110H148ZM170 111H171V108H170ZM135 112V113H134ZM151 112L149 113V114H151ZM177 112H179V110H177ZM177 112H173V114L175 115ZM181 112V111H180ZM179 112V113H180ZM181 112V113H182ZM152 113H154V112H152ZM139 114V116H141ZM148 114V113H147ZM148 114V115H149ZM183 114V113H182ZM133 115H134V117H133ZM174 115H173V117H174ZM178 115H180V114H178ZM184 115V117L186 116L185 114H183ZM154 116V115H153ZM162 116V114L160 115V117ZM170 116H172V115H170ZM176 116H177V114H176ZM101 117V116H100ZM132 117H133V119L134 118H138L137 120L136 119H134L133 120V122H132ZM149 117H151L150 115H149ZM155 117H158V116H154L153 117V119L155 118ZM186 117H188V116H186ZM250 117V116H249ZM146 118V117H145ZM148 118V117H147ZM175 118V117H174ZM178 119H180L179 117H177ZM176 118V119H177ZM183 118V117H182ZM131 120V121H130ZM148 120V119H147ZM183 120H184V118H183ZM183 120H181V123H183L184 124V122H182ZM188 121V118H186L184 121ZM86 121L87 120H85V123H86ZM146 120H143V122L142 121H140V124L141 123H143V124H147V122H145ZM149 121H150V119H149ZM153 121V120H152ZM151 121V122H152ZM155 121V120H154ZM158 121H159V119H158ZM186 121V122H187ZM96 122V121H95ZM132 122V123H131ZM145 122V123H144ZM87 123H91V122H89V121H87ZM93 123V122H92ZM157 123V122H156ZM181 123H179V124H181ZM153 124V123H152ZM185 124H187V123H185ZM1 125V124H0ZM85 126V125H84ZM97 128H99V127H97ZM97 128H95L94 130H91L90 132H94V133H92V134H94V139L93 138H91L92 140H94L93 142H91L92 140H90V142H89V144H91L90 146H89V144H85V145H88L89 147H90V149H92L93 147H91V146H94L95 148L93 149V152H94V150L95 149H97L99 146L97 145V141H99L98 139H99V134L97 135ZM89 132V134H91ZM89 134H88V136H89ZM108 135H110L109 133H107V134H105V136H106V138L108 137ZM87 136V135H86ZM101 136V135H100ZM104 136V137H105ZM97 137H98V139H97ZM263 138V137H262ZM105 139V138H104ZM110 139V138H109ZM82 140H84V139H82ZM86 140V139H85ZM106 141V140H105ZM107 141H108V139H107ZM106 141V142H107ZM109 142H110V140H109ZM98 144H99V142H98ZM85 145H83L82 146V148L83 147H85V149H89V147L87 146H85ZM96 146H97V148H96ZM69 149V148H68ZM80 149H81V147L79 148V151H80ZM84 149V148H83ZM82 149V150H83ZM85 149H84V152H85ZM89 149V150H90ZM69 150H71V148L69 149ZM74 150V149H73ZM73 150H71V152L72 153H67V154H69L68 156H70V154L72 155H77L78 154V152H77V154H74L73 152ZM89 150H86V151H88L89 152ZM78 151V150H77ZM91 151V150H90ZM97 151V150H96ZM96 151H95V153H96ZM66 152H67V150H66ZM70 152V151H69ZM76 152V151H75ZM81 152V155L83 156L84 154L82 153L83 151H80ZM93 152H91V154L90 155H88V153L86 154V155H84V156H87L88 157V160H89V158L91 157V159L93 158L92 157V153ZM66 154V155H67ZM94 154V153H93ZM99 154H101V153H99ZM98 154V155H99ZM111 154H112V152L111 153H109V154H103L104 156L106 155V156H108V155H110L111 156ZM118 154V153H117ZM80 154L79 155H77V157L78 156H81ZM63 156V155H62ZM101 156H102V154H101ZM109 156V157H110ZM114 156V155H113ZM116 156V155H115ZM114 156V157H115ZM118 156V155H117ZM98 157V156H97ZM114 157H111L112 159L114 158ZM120 157V156H119ZM66 158H67V156H66ZM71 158V157H70ZM72 158H74V157H72ZM76 158V157H75ZM82 158H85V157H82ZM104 157L102 156V159H101V163H103V167H104V164H106V165H108V166H110L111 167V165L112 164H115V163H111L112 161L111 160H109L110 158H105V159H103ZM116 158V157H115ZM0 159H1V157H0ZM65 159V158H64ZM80 159V158H79ZM68 160H69V157H68ZM68 160H67V162H68ZM83 160V159H82ZM87 160V158L85 159V161H88ZM93 160H94V158H93ZM65 161H66V159H65ZM72 161H73V159H72ZM76 161H78V159H76ZM84 161V160H83ZM116 161V160H115ZM119 161V160H118ZM64 162V161H63ZM69 162H71L70 160H69ZM81 162V161H80ZM90 162H92V161H90ZM97 162H99V161H97ZM75 163V162H74ZM93 163V162H92ZM95 163H96V161H95ZM94 163V164H95ZM97 164V167H99L98 169H99V171L100 170H102L101 168H100V166H102V164ZM110 163H111V165H110ZM117 163V162H116ZM59 164H62V165H58L57 164V166L56 165H48V168H47V175H48V180H47V182L48 181H50V179H51V181H50V183H47L46 184V186L44 185V190H43V195L41 196V192H39V191H41L40 189H37V190H35V192H36V194H35V196L37 197V198H39V200H41L40 202L39 201H36L35 202V204H34V206H35V210H34V213H32V216H31V218H30V224H29V233H24V234H22L21 236H19V230H18V223L16 222V212H15V210H14V206H15V203H16V198H13L12 200L10 199V201L8 200L9 198H11V197H13V196H11V197H8V196H5V198L6 199H3V197H4V195H2V196H0L1 197V201H0V264H11V260H13V264H104V263H102V262H106V259L108 260H110L111 259V257L113 256V257H115V256H117L116 255V253L114 252V247L113 248H111V246L109 247V248H105V249H101V248H98L97 247V238L98 237H96V236H100V234L102 235V234H104V236H106L105 238H107L108 236L109 237H111L110 235H111V230L109 229L110 228V226L108 227V219H107V223H106V220L104 219V221H105V223H106V225L107 226H105L104 224V221L102 220V222H103V226L101 227L100 226V224H98V225H96V226H94L95 224H93V227L92 228H89L88 229V233H89V237H91V235H95L96 234V236H94V238H93V240H92V242H89V243H87L89 240H86L85 241V239H81L82 240V242L79 244L78 242H80V241H78L77 243L76 242H74L73 240H75L74 239V237H73V235H72V232L71 231H69L68 230V228H66V227H68V226H65V221H68V220H66V217H65V215H69L68 213V209H67V212L65 213V215L63 214L64 213V211H63V204H64V199H65V197H64V195L66 196V199L69 197H67V195H70V197H69V201L71 200L72 202H74V203H76V207H78L77 209L79 210V209H82V213L84 214V215H86L85 213H88L89 211V209L88 208H90L91 209V211L92 210H96L97 209V206H99L98 208H101V207H103L102 209H101V211L103 210V211H107V209L110 207L109 206V204H108V208H107V206L105 207V206H103V205H98L99 203L97 202V205H96V201H97V198H95L96 199V201H95V199H91V206L90 205H88V207H83L84 205V203H86V202H84V201H86L85 200V197H86V193H85V188H90V190H92V189H94V191H95V189H96V187L98 186H96L95 184L97 183H93L94 185H95V188H93L92 186L90 187V184L89 185H87L86 187H84L85 185V183H83L81 180H77L78 182H77V184L76 185H74V188H70L71 186L73 187V185H71V186H68L69 188V190H66L64 187H63V185H65V184H61V181H63V180H65V178L66 179H68V178H70V174H66L67 176H65V174L64 173H66V172H69V173H71L70 171H71V169H72V167H73V163L71 164V163H69V165H71L70 167H71V169H69L70 167L68 166V163H59ZM64 164V165H63ZM80 164V163H79ZM78 164V165H79ZM86 164V162L85 163H83V165H82V167H78V168H80V170H81V168L82 169H86V171H87V168H88V170H89V168L91 169V171L94 173L95 172V169H93L94 167H90L89 166V161H88V163H87V165L85 166V168H83V166ZM65 165L68 167H65ZM75 165V164H74ZM93 165V164H92ZM99 165V166H98ZM0 166H1V164H0ZM62 166H63V168H62ZM81 166V165H80ZM93 166H95L96 167V165H93ZM113 166V165H112ZM56 167H61V169H62V172H61V169H58V168H56ZM64 167H65V169H64ZM87 167V168H86ZM109 167V168H110ZM74 168H75V166H74ZM77 168V169H78ZM105 168V167H104ZM66 169H69L70 171H67ZM76 169V168H75ZM94 171H93V170ZM98 169L96 168V170L98 171ZM106 169V168H105ZM105 169H104V171H105ZM2 170V169H1ZM73 170V169H72ZM79 170V169H78ZM78 170H74V171H72V175H76V178L75 179H79L78 177H83L82 179H84L85 180V178H84V175H86L87 176V173L85 174V172L83 171V173H84V175L83 176H81V175H79V172H80V170H79V172L78 173H74V172H76V171H78ZM107 170V169H106ZM109 170H111V169H109ZM150 170V169H149ZM152 170V169H151ZM55 171L57 172V174L55 173ZM64 171H66V172H64ZM82 171V170H81ZM89 172V173H91V174H88V176L89 175H92V172ZM6 172V171H5ZM4 172V173H5ZM58 172H60L59 174H58ZM106 172V171H105ZM7 173V172H6ZM62 173V174H61ZM74 173V174H73ZM54 175V177H53V175ZM63 174H64V177H62V178H64V179H62L61 178V180H59V177H61V175L63 176ZM96 174V173H95ZM93 175L92 177H94L95 179H96V181L98 180L97 178L98 177H95V176H97V175ZM97 174H98V172H97ZM100 174H101V172H100ZM57 175V176H56ZM58 175H60L59 177H58ZM105 175V174H104ZM0 176H3V173L1 174L0 173ZM55 176L57 177V180L55 179ZM98 176H100L99 174H98ZM106 176H107V178H108V175L106 174ZM106 176H103V177H105V179H107L106 178ZM72 177V176H71ZM90 177V176H89ZM91 177V179H93ZM101 177V176H100ZM4 178H6L5 177V175H4ZM3 177H2V179H4ZM88 178V177H87ZM86 178V179H87ZM54 179V180H53ZM81 179V178H80ZM88 179H90V178H88ZM110 177L107 179V181L109 182L110 180ZM0 180H1V178H0ZM6 180V179H5ZM5 180H1L0 181V183H1V185H0V187L2 186V184L4 183V181ZM59 180V181H58ZM94 180V179H93ZM112 180V179H111ZM55 181V182H54ZM57 181V182H56ZM76 181V180H75ZM74 181V182H75ZM92 181V180H91ZM95 181V180H94ZM99 181V180H98ZM106 181V182H107ZM6 182H7V180H6ZM59 182V183H58ZM64 182V181H63ZM62 182V183H63ZM83 183L81 186H83L81 189L79 188V190L77 189V187H79V183ZM88 182V181H87ZM106 183L107 184V186H108V184H109V186L112 188V187H114V182H109V183ZM161 182V181H160ZM76 183V182H75ZM100 183V182H99ZM98 183V184H99ZM61 184V185H60ZM88 184V183H87ZM105 184V185H106ZM111 184H113V186H111ZM117 185V183L115 184V186ZM164 185V184H163ZM107 186H106V188H107ZM109 186H108V190L107 191H109ZM66 187V186H65ZM99 187V186H98ZM148 187H150V186H148ZM157 187V186H156ZM156 187L155 188H149V190L148 189H146V190H144V192H147L148 194H155V192H156V190H160V188L162 189V187H160V188H158L157 187V189H156ZM165 187V186H164ZM35 188H38V187H35ZM92 188V189H91ZM110 188V189H111ZM115 188V187H114ZM117 188V187H116ZM43 189V188H42ZM74 189H76L75 191H72V190H74ZM84 189V190H83ZM169 188H167V190H168ZM1 190V189H0ZM87 190V189H86ZM90 190H88L89 192H88V194L91 192ZM101 190V189H100ZM165 190V189H164ZM82 191H84V192H82ZM97 191V190H96ZM95 191V192H96ZM76 192H79V193H76ZM80 192H82L83 193V195H81L80 194ZM87 192V191H86ZM111 192V191H110ZM110 192L108 193V195H110ZM143 192V191H142ZM151 192H153V193H151ZM159 192H161V190L159 191ZM65 193V194H64ZM94 193V192H93ZM93 193H90V198L92 197V195L91 194H93ZM98 193V192H97ZM97 193H95L96 195L95 196H98L99 194H97ZM100 193V192H99ZM146 193V194H147ZM157 193V192H156ZM164 193V192H163ZM64 194V195H63ZM142 194H144V193H142ZM160 194V193H159ZM1 195V194H0ZM10 195V194H9ZM63 195V196H62ZM79 195V196H78ZM150 195V196H151ZM157 195V194H156ZM161 195H162V192H161ZM160 195V199H162V197L163 196H161ZM81 196V197H80ZM94 195H93V198L95 197ZM144 197L146 196L147 198H148V195H143ZM150 196H149V199H150ZM159 196V195H158ZM156 197V198H153V200H151V201H149L148 202V205L150 204V202L151 203H158L159 204V202L158 201H160L159 200V197ZM71 198H74L73 200L71 199ZM80 198H82V199H80ZM89 198V199H90ZM3 199V200H2ZM78 199H79V201H78ZM107 199H108V196H107ZM109 199H110V196H109ZM146 199V198H145ZM84 200V201H83ZM66 201V200H65ZM161 201H163V200H161ZM84 202V203H83ZM93 202V203H92ZM95 202V203H94ZM107 202V201H106ZM144 202V201H143ZM65 203H67V202H65ZM108 203H109V201H108ZM145 204H146V202H144ZM143 203V204H144ZM154 203L153 204H151V206L152 205H154ZM93 204H94V208L95 209H93ZM142 204V203H141ZM141 204H140V206H141ZM12 205V206H11ZM66 205V208L68 207V204H65ZM64 205V206H65ZM79 205V206H78ZM96 205V206H95ZM110 205H111V202H110ZM156 205V204H155ZM154 205V206H155ZM160 205V204H159ZM159 205H156L155 207H159ZM101 206V207H100ZM147 206V205H146ZM10 207H12L11 209H10ZM72 207V206H71ZM70 206H69V208H71ZM144 207V206H143ZM141 208H142V206H141ZM146 208V207H145ZM151 208V207H150ZM154 208V207H153ZM147 209V208H146ZM148 209H149V207H148ZM147 209V210H148ZM12 210V211H11ZM70 210V209H69ZM99 210V209H98ZM97 210V211H98ZM110 210H111V212H112V209L110 208ZM141 210V209H140ZM172 210V209H171ZM175 210V209H174ZM11 211V212H10ZM42 211V212H41ZM84 211H86L85 213H84ZM93 211V212H94ZM100 211V212H101ZM141 211H143V208H142V210ZM146 210H144V212H145ZM173 211V210H172ZM92 212V213H93ZM105 212H101V213H105ZM108 212H110L109 210L107 211V213H105L106 215H103L102 214V217L104 216V218H106L107 217V214H108V216H109V214L110 213H108ZM177 212V211H176ZM180 212H181V210H180ZM94 213H96L97 214V212L95 211ZM168 213V212H167ZM170 213V212H169ZM172 213V212H171ZM170 213V214H171ZM174 213V212H173ZM177 213H179V212H177ZM183 213V212H182ZM11 214V215H10ZM180 214V213H179ZM179 214H177L178 216H179ZM172 215H175V214H172ZM106 216V217H105ZM111 216H113V214H111ZM110 216V217H111ZM14 217V219H15V224H14V222L12 221V218ZM69 217V216H68ZM97 218V217H96ZM108 218V217H107ZM68 219V218H67ZM102 219V218H101ZM110 219V218H109ZM101 221V220H100ZM109 222H110V220H109ZM29 223V222H28ZM96 223H97V221H96ZM99 223V222H98ZM101 223V222H100ZM101 227V228H100ZM24 232H26V231H24ZM90 233H92V234H90ZM13 234V235H12ZM110 234V235H109ZM12 235V236H11ZM104 236H102V237H104ZM20 237V238H19ZM72 237H73V239H72ZM95 237H96V239H95ZM220 237H222L221 235H220ZM219 237V238H220ZM224 237H222V239H223ZM95 239V240H94ZM221 239V238H220ZM76 240H77V238H76ZM98 240H99V238H98ZM83 241H85V242H83ZM115 253V254H114ZM123 254V253H122ZM121 254V255H122ZM120 255V254H119ZM113 257H112V259H113ZM120 257V256H119ZM166 259H168V258H166ZM5 260V261H4ZM111 262V261H110ZM109 263V262H108ZM107 263V264H108Z\"/></svg>", "mask_w": 264, "mask_h": 264}]
</instances>
